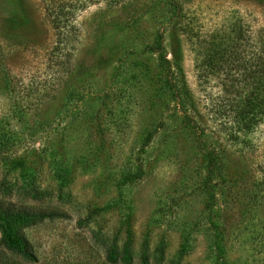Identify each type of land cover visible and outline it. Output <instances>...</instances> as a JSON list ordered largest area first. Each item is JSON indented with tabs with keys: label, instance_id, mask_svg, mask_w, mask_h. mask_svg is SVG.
<instances>
[{
	"label": "rangeland",
	"instance_id": "rangeland-1",
	"mask_svg": "<svg viewBox=\"0 0 264 264\" xmlns=\"http://www.w3.org/2000/svg\"><path fill=\"white\" fill-rule=\"evenodd\" d=\"M263 66L264 0H0V199L65 215L36 264H114L127 204L133 264H264Z\"/></svg>",
	"mask_w": 264,
	"mask_h": 264
},
{
	"label": "trees",
	"instance_id": "trees-1",
	"mask_svg": "<svg viewBox=\"0 0 264 264\" xmlns=\"http://www.w3.org/2000/svg\"><path fill=\"white\" fill-rule=\"evenodd\" d=\"M51 6L56 0H46ZM59 4V3H57ZM59 9V8H58ZM64 9V8H63ZM63 9L60 8V12H53L52 9L47 10V16L50 18V22L53 26L58 29L61 25V19L68 14L62 15ZM259 74L264 76V66ZM180 74L183 73L182 68L178 69ZM218 72H223L222 69H218ZM182 94L184 100L189 98V93L186 89V79L182 78ZM263 84V85H262ZM261 92L264 91V82L259 84ZM248 109L246 112L244 109H240L239 112L235 113L233 119L232 128L237 132L251 133L263 120L262 113H256L258 109L264 108V100L257 101L253 99L248 101ZM248 111V112H247ZM232 129V130H233ZM27 198L32 200L41 199V195L37 189L26 190L24 192ZM127 221L123 225V230L126 229L127 241L122 249L119 251L117 247H113L109 251L108 260L111 263L118 264H133L134 258L132 255V233L129 226V222L132 218V208L127 204ZM65 215L58 211L37 209L33 207L16 205L0 199V245L7 252V259L4 257L0 258V264H36L38 257L34 251L33 245L25 235V230L34 227L46 220H55L64 218ZM148 259L143 258V264H148Z\"/></svg>",
	"mask_w": 264,
	"mask_h": 264
}]
</instances>
